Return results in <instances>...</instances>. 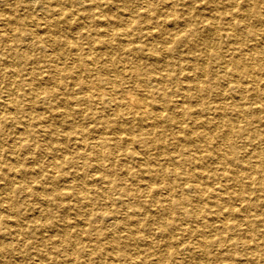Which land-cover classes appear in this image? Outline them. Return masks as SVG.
Returning <instances> with one entry per match:
<instances>
[{"label":"rangeland","instance_id":"obj_1","mask_svg":"<svg viewBox=\"0 0 264 264\" xmlns=\"http://www.w3.org/2000/svg\"><path fill=\"white\" fill-rule=\"evenodd\" d=\"M95 1L102 0H0V264H264V194L244 177H256L264 188V112L256 115L261 121L246 125L227 108L246 102L215 53L226 52L230 36L201 27L192 46L177 48L186 55L182 59L202 69L201 87L188 90L186 111L177 113L170 101L176 110H163L157 126L159 143L170 153L188 143L170 135L205 133L206 142H191L199 145L203 160L193 164L184 156L180 166V159L158 155L159 168L153 162L156 151L145 155L139 142L118 134L113 156L105 158L98 149L92 152V140L100 131L115 137L108 133L110 125L96 120L109 112L95 113L99 103L79 100L84 83L92 86L100 75L89 76L73 60V42L85 46L88 29L123 15L115 9L119 1L89 8ZM185 1L188 6L178 7L183 15L207 13L210 3L227 11L219 0ZM248 23L260 27L252 18ZM102 52L97 65L100 60L119 65L133 57ZM63 70L76 71L79 84ZM184 80L173 84L174 90L191 84ZM87 104H93L92 111L85 110ZM139 127L131 121L132 131ZM253 132L262 138L250 140ZM244 160L250 169L238 172V181L246 186L225 180L224 173L237 171ZM259 167L263 171L252 174ZM199 171L214 176L209 196L191 190L192 181H186L209 184ZM224 184L243 197L223 198Z\"/></svg>","mask_w":264,"mask_h":264},{"label":"bare ground","instance_id":"obj_2","mask_svg":"<svg viewBox=\"0 0 264 264\" xmlns=\"http://www.w3.org/2000/svg\"><path fill=\"white\" fill-rule=\"evenodd\" d=\"M116 1H119V5L115 9H119L123 16L114 17L103 27L88 29L90 32L83 37L86 38V41L82 42L85 46L77 41L73 42L76 52L73 54V60L79 61L81 66L84 65L86 69L84 73L89 76L95 73L100 75L99 81L94 82L92 86L84 83L83 94L79 97V100L90 102L92 99L91 101L99 103L101 105L100 110L98 109L95 113L109 112L108 118L101 119V116L98 115L100 117L96 120L103 123V125H110L108 127L111 128V131L108 133L115 135V137L108 136L106 131H100L92 140V142L94 141L92 143L93 153L96 154L98 149L103 152L105 158L112 157L114 147H116L115 144L119 140L117 139L118 134L123 135L125 141L136 140L139 142L142 153L145 155L151 150L156 151L153 162L159 168L162 166L159 159H157L158 155L165 156L167 160L171 161H174L175 158L180 159L177 164L180 166L183 165L181 157L184 156L193 164L203 160L204 157L202 158L199 154V145L194 144L192 146L191 142H199L198 140L206 142L205 133L193 131L195 137L179 136L178 134L170 135L172 139L177 137L180 141L185 140L188 142L174 151L171 150L172 153H170L163 144L159 143L161 142L162 136L160 135L162 133L157 129L163 110L172 112L178 109L176 110L177 113L183 109L187 110V108H190L191 102V95L188 90L191 88L199 90L201 87L198 76L202 73V69L199 70L197 67H193L194 65L191 62L182 59L186 55L177 49L179 46H192L191 37L197 32L195 30L201 27L204 30L213 32H218L219 29V31L226 32L231 38V43L225 53H220V51L215 53H218V59L223 64V73L229 75L233 87L240 88L241 98L246 102L242 104L227 103V108H231L232 111L237 112L239 116L246 120V125H251L254 121H261L256 115L264 112V0H219L220 4H225L224 7L227 8V11H219L215 3H210L209 6L211 7H209L207 13L198 12L194 15L191 12L189 15L186 13V15H183L180 8L178 10L181 3L186 6L189 5V2L185 0H158L157 4L150 2V0H110V2L102 0L101 3L91 2L89 8L104 7V3L115 5ZM120 2L128 4H120ZM250 18L253 19V22H257L260 27H252L248 23ZM115 42L117 43L115 44ZM103 49L111 50L112 53H115V50L117 52L124 51L132 54L133 57L130 60L125 58L124 62L119 65H116L114 61L106 64L101 60L98 61L100 65H97V60L103 56ZM93 52H95V57L91 55ZM198 57L199 55L196 56L197 59ZM173 59H176V61ZM63 72L70 74V80L74 85L79 84L80 78L76 71L63 70ZM109 72L111 73L109 74ZM181 77L185 79L183 82L191 84L184 88L179 86L174 90L173 84L177 86ZM170 101H173L172 103L176 109L170 106ZM92 105L87 104L85 110L92 111ZM199 109L200 112L205 111L202 106ZM212 117L214 118V115ZM119 120L123 122L121 125L117 123ZM133 120H136L140 125L135 132L130 129ZM148 120L151 121L148 122ZM226 133L230 134L229 131ZM250 135V140L262 138L261 132H253ZM111 137L115 139L114 142ZM152 138H155L157 144L149 142V140L154 141ZM130 154L133 155V153ZM262 159L260 157V162H263ZM100 167L106 173L112 171V168L109 169L104 165H100ZM237 167V171L224 173V176L228 178L225 180H232L240 186L243 183L244 185L247 184V182L238 181L240 176L238 172H249L250 163L244 160ZM145 171L150 172L149 169ZM260 171H263L261 167L255 168L252 174ZM122 173L124 174V172ZM197 175L208 179L202 175L201 171ZM244 177L248 182L255 184L256 192L264 194V188L259 179L251 175ZM209 178V184L205 185H200L191 178H186V181H192L189 185L191 190L209 196L212 194L213 186L216 183L213 175H210ZM222 187V196L225 199L243 197L241 192H230L229 186L226 184L221 185ZM248 204H245V208H243L248 209ZM234 225L235 223H232V227ZM210 235L212 234L210 233ZM262 253H264V249H262ZM227 264L232 263L228 262Z\"/></svg>","mask_w":264,"mask_h":264}]
</instances>
